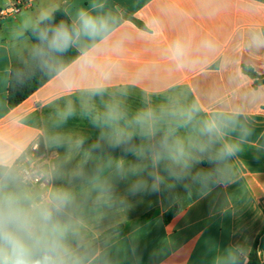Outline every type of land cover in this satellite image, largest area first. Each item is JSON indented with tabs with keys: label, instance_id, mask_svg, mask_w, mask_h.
<instances>
[{
	"label": "clouds",
	"instance_id": "obj_1",
	"mask_svg": "<svg viewBox=\"0 0 264 264\" xmlns=\"http://www.w3.org/2000/svg\"><path fill=\"white\" fill-rule=\"evenodd\" d=\"M126 19L111 0H40L9 26L0 59L15 63L0 71V86L51 82L58 99L39 137L16 119L0 127V264H121L119 223L106 234L99 225L123 215L128 196L177 184L207 195L236 180L246 146L264 150V136L254 139L255 114L264 113V21L228 50L210 33L168 38L158 23L133 31ZM137 45L156 52L129 71ZM209 70L227 73L225 89L184 79ZM77 117L95 139L67 128ZM247 259L237 244L212 264Z\"/></svg>",
	"mask_w": 264,
	"mask_h": 264
},
{
	"label": "crops",
	"instance_id": "obj_2",
	"mask_svg": "<svg viewBox=\"0 0 264 264\" xmlns=\"http://www.w3.org/2000/svg\"><path fill=\"white\" fill-rule=\"evenodd\" d=\"M87 4V0H78ZM126 9L125 23L133 31L145 25L158 23L166 37L180 33L197 37L212 34L231 50L244 29L254 20L264 21V0H111ZM40 0H0V49L6 47V33L16 13L7 16L1 11L32 10ZM260 10V15L250 12ZM154 45H137L128 59L129 71L146 63L155 55ZM2 55V51H0ZM12 57L0 59V71L14 64ZM163 71V70H162ZM195 81L201 90H223L227 73L209 70L203 74H190L184 78ZM51 82L45 84L15 108L8 104L9 87L0 86V127L16 119L26 122V135L39 137L48 126L52 108L58 98L53 95ZM163 90V87H161ZM138 103V91L131 98ZM254 139L264 136V113L255 114ZM67 128L80 130L95 139L98 131L87 120L73 118ZM119 155V151L115 153ZM236 164L237 178L228 185L212 188L200 195L195 188L189 190L180 184L162 188L159 193L128 196L129 207L115 220L99 225L105 234L119 223L120 240L124 248L121 264H212L214 255L226 247L237 244L248 250L247 264L256 253V264H264V150L246 146ZM204 163L199 167L208 168ZM128 182H120L118 191L126 194ZM174 213L166 222L164 216ZM135 247V254L131 252Z\"/></svg>",
	"mask_w": 264,
	"mask_h": 264
},
{
	"label": "trees",
	"instance_id": "obj_3",
	"mask_svg": "<svg viewBox=\"0 0 264 264\" xmlns=\"http://www.w3.org/2000/svg\"><path fill=\"white\" fill-rule=\"evenodd\" d=\"M57 18L58 19L60 18L59 14ZM41 87H37V84L35 81L31 82L29 85L19 90H17L15 87L9 86V91H8L9 106L11 108H15L19 106L21 103H23L28 97H30L33 93H35ZM173 213H174V210H170L169 212L165 214L164 219L166 222H169ZM256 262H257V258H256V253L254 252L252 253L250 257V261L248 264H256Z\"/></svg>",
	"mask_w": 264,
	"mask_h": 264
},
{
	"label": "built area",
	"instance_id": "obj_4",
	"mask_svg": "<svg viewBox=\"0 0 264 264\" xmlns=\"http://www.w3.org/2000/svg\"><path fill=\"white\" fill-rule=\"evenodd\" d=\"M19 11V9H13V10H11V11H1V15H3V16H7V15H9V14H11V13H17ZM39 147V146H38Z\"/></svg>",
	"mask_w": 264,
	"mask_h": 264
}]
</instances>
